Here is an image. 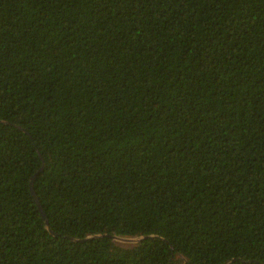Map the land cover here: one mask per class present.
I'll list each match as a JSON object with an SVG mask.
<instances>
[{
    "label": "trees",
    "instance_id": "1",
    "mask_svg": "<svg viewBox=\"0 0 264 264\" xmlns=\"http://www.w3.org/2000/svg\"><path fill=\"white\" fill-rule=\"evenodd\" d=\"M0 264H264V0H0Z\"/></svg>",
    "mask_w": 264,
    "mask_h": 264
},
{
    "label": "water",
    "instance_id": "2",
    "mask_svg": "<svg viewBox=\"0 0 264 264\" xmlns=\"http://www.w3.org/2000/svg\"><path fill=\"white\" fill-rule=\"evenodd\" d=\"M34 177V176H33ZM32 180L33 178H31L30 182H29V193L31 195V197L33 198V201L38 209V212L41 216V219L43 220L44 224L47 226V218L39 204V200L34 192V189H33V185H32ZM53 235V234H52ZM105 235H98V236H94V237H103ZM145 237H141V238H119V237H113L114 240H117V241H121V242H131V243H135V242H138L139 240L141 239H144Z\"/></svg>",
    "mask_w": 264,
    "mask_h": 264
},
{
    "label": "rangeland",
    "instance_id": "3",
    "mask_svg": "<svg viewBox=\"0 0 264 264\" xmlns=\"http://www.w3.org/2000/svg\"><path fill=\"white\" fill-rule=\"evenodd\" d=\"M119 242H121V241H119ZM126 243H129V242H126Z\"/></svg>",
    "mask_w": 264,
    "mask_h": 264
}]
</instances>
